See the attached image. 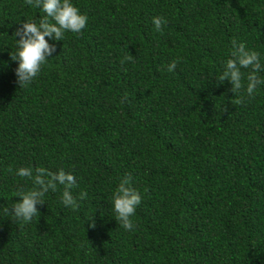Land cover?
I'll return each instance as SVG.
<instances>
[{"label": "trees", "instance_id": "trees-1", "mask_svg": "<svg viewBox=\"0 0 264 264\" xmlns=\"http://www.w3.org/2000/svg\"><path fill=\"white\" fill-rule=\"evenodd\" d=\"M71 2L86 27L46 36L20 87L14 33L46 13L0 0V264H264V0ZM234 41L260 55L251 96V68L237 93L218 80ZM61 169L75 209L48 184ZM126 177L141 195L133 230L113 210ZM33 188L31 222L5 214Z\"/></svg>", "mask_w": 264, "mask_h": 264}, {"label": "clouds", "instance_id": "clouds-1", "mask_svg": "<svg viewBox=\"0 0 264 264\" xmlns=\"http://www.w3.org/2000/svg\"><path fill=\"white\" fill-rule=\"evenodd\" d=\"M25 3L33 7H42L46 17L41 19L39 24L27 21L23 24V29L18 28L14 33L15 36H20L17 41V52L11 55L12 60H19V67L16 69L18 83L20 87L26 86L37 77L41 71L42 65L45 64V55L49 54L50 49L48 42L45 40L46 36L55 34L57 40H61L66 31L79 33L86 27L87 16L81 14L79 9L73 5L71 0H25ZM48 18L55 22L52 23ZM153 23L157 31L161 30L162 24L166 23L163 17H154ZM43 29V30H41ZM231 57L226 62V69L219 77L222 83L225 79H230L233 84L231 91L237 93L244 86L242 81L245 73L241 69H249L252 71L247 73V87L246 91L249 96L253 95L257 86L262 83L256 73L260 68V55L256 51L247 50L243 43L236 44L233 42V50L230 53ZM126 60H131L132 56L125 57ZM178 61H172L168 65V71L175 70ZM123 102V101H121ZM237 102H241L237 100ZM227 109L225 108V111ZM9 171H12L10 168ZM40 172L44 169L40 168ZM17 175L21 177H32L31 168H20ZM57 182L64 186L62 193V203L65 206L73 209L78 207L77 201L71 195V188L76 185V179L72 174H66L62 169L58 173L51 175L48 181L49 186L55 191L57 189ZM35 183L37 185H44V181L36 177ZM128 185V187H125ZM45 191L47 188L45 187ZM21 199L15 202L11 208H4V212L10 215L15 220L23 222H31L39 212L36 205L43 204V191L35 188L29 191H21L17 194ZM86 193H81L80 197H86ZM113 210L116 214V220L125 230H133L135 225L130 219L136 211L137 205L141 202L140 193L130 186V177L124 178L113 193ZM91 227H95V221L91 218Z\"/></svg>", "mask_w": 264, "mask_h": 264}]
</instances>
